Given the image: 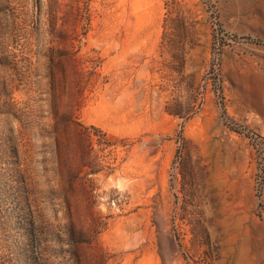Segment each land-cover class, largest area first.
Masks as SVG:
<instances>
[{"label": "rangeland", "instance_id": "obj_1", "mask_svg": "<svg viewBox=\"0 0 264 264\" xmlns=\"http://www.w3.org/2000/svg\"><path fill=\"white\" fill-rule=\"evenodd\" d=\"M0 241L264 264V0H0Z\"/></svg>", "mask_w": 264, "mask_h": 264}, {"label": "trees", "instance_id": "obj_2", "mask_svg": "<svg viewBox=\"0 0 264 264\" xmlns=\"http://www.w3.org/2000/svg\"><path fill=\"white\" fill-rule=\"evenodd\" d=\"M0 243H1V241H0ZM2 248H4V247H3V245H2V244H0V252L2 251ZM3 252H4V251H3ZM10 255H11V252L9 251V252L7 253V255H6V254H4L3 256H6V257L8 256V257H10V258H11V256H10ZM0 256H2V255H0ZM3 256H2V257H0V260H3V258H4ZM0 264H9V262H8V260H6V261H1V262H0Z\"/></svg>", "mask_w": 264, "mask_h": 264}]
</instances>
